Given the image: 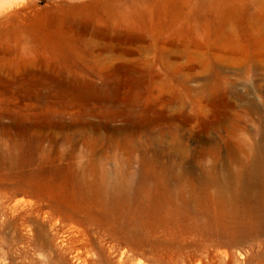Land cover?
<instances>
[{"label": "rangeland", "instance_id": "obj_1", "mask_svg": "<svg viewBox=\"0 0 264 264\" xmlns=\"http://www.w3.org/2000/svg\"><path fill=\"white\" fill-rule=\"evenodd\" d=\"M129 1L0 12V264H264V30Z\"/></svg>", "mask_w": 264, "mask_h": 264}, {"label": "bare ground", "instance_id": "obj_2", "mask_svg": "<svg viewBox=\"0 0 264 264\" xmlns=\"http://www.w3.org/2000/svg\"><path fill=\"white\" fill-rule=\"evenodd\" d=\"M150 1L151 0H130L127 3V5H126L127 8H122V9H123V11L148 9V8H151V7L154 6V5L151 4ZM236 1H238V2L239 1L246 2L247 0H236ZM32 2H33V0H32ZM182 4L185 5L186 2H182ZM55 5L57 6V4H55ZM59 5H61V3ZM24 6H25V0H0V12H2V13H5L3 11L10 10L13 7L23 8ZM248 16L249 17H248L247 20H248V23L251 25L252 28H254L256 30L258 27H260V29L264 30V0H248ZM255 30H253V31H255ZM261 33H263V32H261ZM235 73H236V71H235ZM243 75H244V73H243ZM237 80H239V79H237ZM188 90L191 91L190 89H188ZM249 157L251 158V156H249ZM78 164L77 163L76 164H70V167H71L72 173L74 175H76L82 181V183L81 184H73L72 183V185L69 186V188L71 189V191H69L68 193L71 195V198L74 201H77L76 203H83V202H86L87 200L91 199V197L93 198V195H91L92 190H93V185L91 183H89L87 185L85 184V181H86V176L85 175L86 174H84V171H83V168L84 167L83 166L81 167L80 166L81 164L80 165H78ZM240 170H241V168H240ZM97 174H98L99 179L102 182H107L109 180V176H108L109 173L106 172V170L104 168H102L99 171H97Z\"/></svg>", "mask_w": 264, "mask_h": 264}]
</instances>
